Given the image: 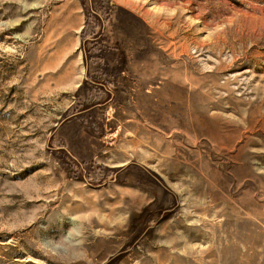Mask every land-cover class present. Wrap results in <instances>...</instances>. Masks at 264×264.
I'll list each match as a JSON object with an SVG mask.
<instances>
[{"label":"rangeland","instance_id":"374dc122","mask_svg":"<svg viewBox=\"0 0 264 264\" xmlns=\"http://www.w3.org/2000/svg\"><path fill=\"white\" fill-rule=\"evenodd\" d=\"M0 264H264V0H0Z\"/></svg>","mask_w":264,"mask_h":264},{"label":"bare ground","instance_id":"6f19581e","mask_svg":"<svg viewBox=\"0 0 264 264\" xmlns=\"http://www.w3.org/2000/svg\"><path fill=\"white\" fill-rule=\"evenodd\" d=\"M22 220V219H21ZM23 221H25V220H23ZM12 226H14V225H12Z\"/></svg>","mask_w":264,"mask_h":264}]
</instances>
